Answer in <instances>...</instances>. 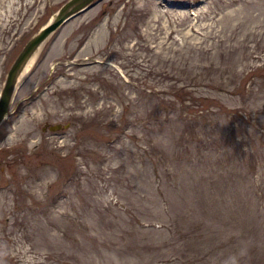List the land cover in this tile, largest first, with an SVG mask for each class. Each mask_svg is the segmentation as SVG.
Returning <instances> with one entry per match:
<instances>
[{
	"label": "rangeland",
	"instance_id": "rangeland-1",
	"mask_svg": "<svg viewBox=\"0 0 264 264\" xmlns=\"http://www.w3.org/2000/svg\"><path fill=\"white\" fill-rule=\"evenodd\" d=\"M67 1L0 0V93ZM0 264H264V0H94L42 41L0 122Z\"/></svg>",
	"mask_w": 264,
	"mask_h": 264
},
{
	"label": "water",
	"instance_id": "water-1",
	"mask_svg": "<svg viewBox=\"0 0 264 264\" xmlns=\"http://www.w3.org/2000/svg\"><path fill=\"white\" fill-rule=\"evenodd\" d=\"M93 0H68L63 4L52 20L46 24L35 36H33L25 45L24 49L20 52L15 62L9 69L6 77L4 87L0 95V122L7 114L9 102L11 99L15 77L18 69L23 64L28 55L36 48L46 37L52 33L58 26L69 19L78 11L84 9ZM61 128L60 124L52 125L50 130L55 131Z\"/></svg>",
	"mask_w": 264,
	"mask_h": 264
},
{
	"label": "bare ground",
	"instance_id": "bare-ground-1",
	"mask_svg": "<svg viewBox=\"0 0 264 264\" xmlns=\"http://www.w3.org/2000/svg\"><path fill=\"white\" fill-rule=\"evenodd\" d=\"M37 49H38V46L36 48H34V50L28 55V57L24 60L23 64L18 69V71L16 73V77H15V83L21 80V78L24 76L25 72L31 66V64L35 58Z\"/></svg>",
	"mask_w": 264,
	"mask_h": 264
}]
</instances>
